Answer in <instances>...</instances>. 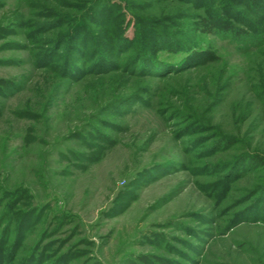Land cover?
I'll use <instances>...</instances> for the list:
<instances>
[{"label": "rangeland", "instance_id": "obj_1", "mask_svg": "<svg viewBox=\"0 0 264 264\" xmlns=\"http://www.w3.org/2000/svg\"><path fill=\"white\" fill-rule=\"evenodd\" d=\"M229 1L0 0V264H264V37L217 33ZM151 32L206 57L155 71Z\"/></svg>", "mask_w": 264, "mask_h": 264}, {"label": "trees", "instance_id": "obj_2", "mask_svg": "<svg viewBox=\"0 0 264 264\" xmlns=\"http://www.w3.org/2000/svg\"><path fill=\"white\" fill-rule=\"evenodd\" d=\"M106 3H101V9H103L102 11H104V8ZM227 7L225 11H222L223 13L233 16L232 14L229 13V11L232 10V12H235L236 14H238L239 18L241 19H246L245 22L247 25H249L248 30H245L244 28L241 29H235L232 30L231 24L229 23L228 20L222 19V17L218 20H214L216 21L215 24L212 25H216V29H217V33L223 32L224 34H230L232 35L235 34L234 38H236L237 40H243V41H247L245 39H248L247 37H253V39H255L256 42L257 40L261 42V39L264 37V28H260L257 24L253 23L252 21H250L249 19L246 18L245 12L240 10L243 9L242 7L245 6L247 8H249V11L251 12V15L254 14L256 16H262L260 14L261 10H264V0H231L227 3ZM109 12V11H108ZM103 14V13H102ZM212 17H217V16H212ZM224 22L225 24L222 25L221 23ZM212 27V26H211ZM74 32L70 33L68 35V37L65 39V41L69 44V47H75L77 45L78 39L82 40H91L90 38H88L87 33L85 31H83L82 29V23H77L76 26L74 27V29L72 30ZM208 31L211 34L216 33L214 28H210L208 29ZM247 33V34H246ZM250 35V36H247ZM246 36V37H245ZM71 37H74L75 39H71ZM163 36H158L157 33H152L148 38H143L140 36V38L138 39L139 43L137 48L140 49V58L138 61L141 60L146 62V66H147V62H149L151 65L148 64V67H154L155 71L158 69H160L161 71L168 69L169 67H173L174 69H180L181 67H183L185 64H188L189 61L193 62L192 60H202L206 57V52H201V51H196V50H192L190 46H188V44H183L178 41V42H172V39L170 38V41L167 43L169 45L172 44V52L175 55H179L180 53H185L184 57H182L177 63H171L168 62L166 59H163L164 57H161V55L159 54V52L164 51L161 48V45H163V43H166V40H163L162 38ZM77 38V39H76ZM116 41L118 42V44H123V43H128L129 39L128 37H124V35L122 33L118 34V36H116ZM179 43V45L177 44ZM150 44H152L153 46H150ZM155 45H159L160 47H155ZM171 47V48H172ZM99 50V49H98ZM102 51V50H101ZM99 57L98 59L101 58H105L106 57V53L105 52H98ZM104 56V57H103ZM141 59V60H140ZM190 62V63H191ZM161 64V65H160ZM160 67V68H159ZM70 66H68V71H70L71 69L73 70H77V67L75 65H72V68L69 69ZM264 185L262 186V189L264 191ZM262 192V190H261ZM28 259V258H27ZM30 259H28V263H29ZM144 261L147 264H150V262L147 259H144Z\"/></svg>", "mask_w": 264, "mask_h": 264}]
</instances>
